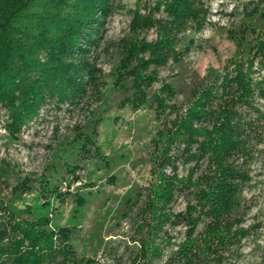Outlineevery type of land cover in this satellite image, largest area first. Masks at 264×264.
I'll return each mask as SVG.
<instances>
[{
  "label": "trees",
  "instance_id": "trees-1",
  "mask_svg": "<svg viewBox=\"0 0 264 264\" xmlns=\"http://www.w3.org/2000/svg\"><path fill=\"white\" fill-rule=\"evenodd\" d=\"M207 1L154 0L145 13L133 11L129 34L116 43L120 57L114 85L130 90L120 105L136 110L147 104L156 116L174 114L170 127L154 140L153 179L135 199L126 200L130 208L137 206L136 215L146 228L132 264H154L162 256L163 244H172L168 227L183 226L185 231L161 264H225V253L250 233L237 211L249 175L236 161L250 154L254 120H264V111L256 104L258 98L264 102V75L254 77L257 69L264 68V6L259 11L262 28L247 50L229 57L211 80L192 87L184 106L169 102L174 90L163 80L148 93L158 80V68L181 60L189 51L193 40L182 46L183 32L204 27ZM113 2L0 0V103L8 110L6 127L11 136L36 115L40 105L52 100L79 102L96 84L100 68L90 49L100 41V28ZM152 28L155 38L137 36ZM246 111L257 118L246 116ZM81 138V148L94 145L90 136ZM179 163L188 165L185 174L179 173ZM28 182L24 179L14 190H28ZM39 187L41 192L61 195L58 186L41 183ZM73 195L78 204L85 202L77 190ZM178 196L188 201L183 210L174 211ZM48 222L44 214L17 218L0 202V264L94 262L72 249V227L60 226L54 232ZM200 223L203 227L197 230Z\"/></svg>",
  "mask_w": 264,
  "mask_h": 264
},
{
  "label": "rangeland",
  "instance_id": "rangeland-1",
  "mask_svg": "<svg viewBox=\"0 0 264 264\" xmlns=\"http://www.w3.org/2000/svg\"><path fill=\"white\" fill-rule=\"evenodd\" d=\"M153 1L114 0L110 15L103 19L100 41L90 49L100 68L99 78L79 102L57 104L52 100L40 105L15 136L6 127L9 113L0 103V202L17 218L46 215L47 227L54 232L60 226L72 227V249L79 257L92 258L91 264H132L146 228L136 215L137 206L130 208L126 200L135 199L153 179L154 140L174 118L168 112L156 116L147 104L136 110L121 106L130 90L114 85L113 72L120 57L116 43L129 34L133 11L145 13ZM207 5L204 27L198 31L188 27L183 32L182 46L193 40L189 51L181 60L158 68V80L149 95L163 80L174 90L169 102L184 106L192 87L211 80L232 55L245 52L262 28L259 11L264 1L208 0ZM137 36L151 40L156 33L152 28ZM260 75L264 68L257 69L254 77ZM256 104L264 111L261 99H256ZM246 116L257 118L252 111H246ZM253 126L250 154L236 161L249 175L237 211L250 233L225 253V264H264V120L255 119ZM94 129L96 133H92ZM82 136H90L94 145L81 148ZM187 168L184 163L178 165L180 174ZM24 179L29 180V189L15 191L14 186ZM41 183L58 186L61 195L41 192ZM76 190L83 196V204L74 199ZM187 201L178 196L174 211L183 210ZM202 227L200 223L197 230ZM168 229L172 244H163L162 256L154 264L163 263L176 249L175 243L183 239L185 227Z\"/></svg>",
  "mask_w": 264,
  "mask_h": 264
}]
</instances>
